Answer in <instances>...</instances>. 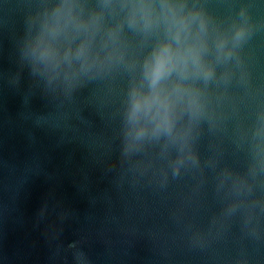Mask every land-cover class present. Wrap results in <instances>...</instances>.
I'll return each mask as SVG.
<instances>
[{
  "label": "water",
  "instance_id": "1",
  "mask_svg": "<svg viewBox=\"0 0 264 264\" xmlns=\"http://www.w3.org/2000/svg\"><path fill=\"white\" fill-rule=\"evenodd\" d=\"M0 264H264V0H0Z\"/></svg>",
  "mask_w": 264,
  "mask_h": 264
}]
</instances>
